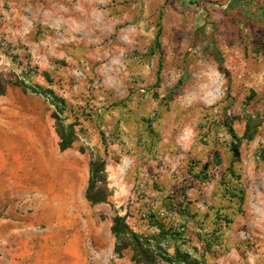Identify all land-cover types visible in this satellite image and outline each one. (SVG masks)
I'll return each instance as SVG.
<instances>
[{
    "label": "rangeland",
    "instance_id": "obj_1",
    "mask_svg": "<svg viewBox=\"0 0 264 264\" xmlns=\"http://www.w3.org/2000/svg\"><path fill=\"white\" fill-rule=\"evenodd\" d=\"M22 69L65 99L77 141L59 151L43 98L11 84L0 96V264L56 255L61 243L40 247L32 225L54 182L73 188L69 217L104 241L116 214L142 233L153 214L183 227L182 248L206 264H264V0H0V74ZM90 152L110 190L97 205L85 199ZM182 190L187 221L166 207Z\"/></svg>",
    "mask_w": 264,
    "mask_h": 264
},
{
    "label": "trees",
    "instance_id": "obj_2",
    "mask_svg": "<svg viewBox=\"0 0 264 264\" xmlns=\"http://www.w3.org/2000/svg\"><path fill=\"white\" fill-rule=\"evenodd\" d=\"M160 37V28H158L155 41L158 44ZM46 81L49 77L45 74ZM11 84L19 88L23 93H31L43 98L51 107V118L53 119L54 132L58 138V149L60 152L68 150L77 141V133L75 131V123H66L65 113L67 104L64 98L57 95L53 89L41 86L38 83L32 82L31 76L26 75L22 69L19 74H13L9 79H5L0 74V96L6 92L7 86ZM223 127L228 134L233 137L234 133L231 127V121L224 119ZM249 124L246 127L245 136H248ZM104 148H106L105 138L102 137ZM105 151V149H104ZM80 153H84L83 148L79 149ZM233 155L237 156V149H232ZM216 162L220 161L219 155L215 152ZM90 160L88 163V182L85 191V199L90 205L106 203L110 196V190L107 182L106 161L99 155L92 152L89 153ZM232 176H233V172ZM225 192L229 195L228 188L225 187ZM238 198L240 203L243 202L244 193L241 189L238 190ZM236 194H230L235 197ZM181 199V200H180ZM186 205L185 190L180 194H176L174 199L168 202L166 206L170 209L171 216H179L183 220H189L195 217L191 214ZM148 221L155 232L142 233L134 231L126 222V215H115L112 218L110 226L111 235L114 238V253L117 258H120L125 250L131 252L130 261L133 264H206L203 255L200 257L193 256L187 250L182 248L181 241L183 240V227L173 226V223L159 220L155 215L149 214ZM230 223L229 220H225Z\"/></svg>",
    "mask_w": 264,
    "mask_h": 264
},
{
    "label": "crops",
    "instance_id": "obj_3",
    "mask_svg": "<svg viewBox=\"0 0 264 264\" xmlns=\"http://www.w3.org/2000/svg\"><path fill=\"white\" fill-rule=\"evenodd\" d=\"M33 169L38 170L39 168L34 166ZM45 171L46 168L39 171L42 173L41 176L47 174L48 171ZM39 176L40 175L36 174L32 178H28V182L30 180L33 182L35 179L38 181ZM60 176L61 175H58V178ZM22 179L23 174H20V177L17 178L16 181L17 187L15 186L17 192H24ZM53 184H51L48 192L37 191V193L41 192V194L46 195L47 198H52V201L54 199V201L48 203V205L33 206L34 216L32 225L40 228L41 232L36 234L40 247H44V242L48 244L46 246L49 248L50 246L53 247L54 244L58 242L61 243V246L57 249L56 255L52 257H43L40 254L34 259L33 264H109L114 259V238L111 240L113 236H110V227L108 239L104 241L101 236L97 234V230L93 231L91 228L88 229L86 225L81 226L78 218L76 220L73 217H69L67 211L73 188L71 189V186L67 185L62 192L58 193L57 187L53 186ZM41 197L43 196L41 195ZM8 211L9 209H7L5 213L8 214ZM74 221H77V223L74 224ZM14 222H17V219H14ZM12 227L15 230L18 228L16 224ZM88 239L89 252L86 245Z\"/></svg>",
    "mask_w": 264,
    "mask_h": 264
}]
</instances>
